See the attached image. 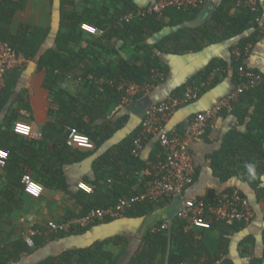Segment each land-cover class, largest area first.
I'll list each match as a JSON object with an SVG mask.
<instances>
[{
    "label": "crops",
    "instance_id": "1",
    "mask_svg": "<svg viewBox=\"0 0 264 264\" xmlns=\"http://www.w3.org/2000/svg\"><path fill=\"white\" fill-rule=\"evenodd\" d=\"M23 1L24 8L17 10L10 19V35H16L21 25L41 30L52 28V32L41 46V53L48 49L55 50L56 19L51 3L48 0ZM132 2L138 9L145 8L151 3L150 0ZM222 2L223 0L210 1L215 9L208 17L201 14L204 7L187 12L181 26H174L171 16L166 14L161 17L166 27L150 38V44L154 45L164 37L172 36L181 29H188L186 36H198L197 43L202 46L198 52L180 55L157 54L159 67L166 68L167 73L163 83L151 89L150 97L154 102L169 98L174 89L186 84L214 60L224 63L227 67V75L215 88L195 102L179 109L167 121L165 124L167 132L176 131L183 126L186 118L209 109L214 102L232 91L234 85L231 79L232 53L241 40L255 32L258 33L256 42L251 45L249 55L244 58L243 63L246 67L264 74V0H259V17L255 28L233 37L229 36L230 31L226 26L230 25V20L239 16L240 10L236 9L232 2L225 4L221 22L218 24L213 19V14ZM199 14L200 19L195 22ZM81 47L84 46L74 44L70 46L75 51ZM121 56L126 57L125 53ZM219 71L216 70L214 74L220 75ZM58 87L65 90L70 97H79L81 88L70 77L59 82ZM80 96L85 97L81 94ZM261 100L264 101V91L244 94L231 113L216 117L206 136L192 143L194 182L181 197L176 196L152 207L144 205L135 208L121 219L107 220L74 233L41 238L40 245H35L34 241L32 247L14 255L7 264H40L47 259H57L67 252L86 250L100 243L105 245L103 250L112 255L115 264H130L144 252L149 254L152 264H165L166 250L164 251L160 237L149 236L151 228L163 224L168 228V221H171L172 231L175 215L181 209L183 201L202 199L232 188L239 190L249 200L254 219L250 224L243 225L239 231L195 229L187 232L194 234L198 244L189 250L192 255L189 260L192 263L184 264H220L224 260L228 264H263L261 260L264 248V153L262 156L249 157L248 162L243 156L240 157L244 151L242 149L244 139L247 137L256 138L261 135L259 138H262L261 144L264 149V105H261ZM134 102L125 108L118 107L128 119L121 129L97 148L91 141L94 145L92 151L70 148L65 153L62 152L59 141L64 131L68 132L69 127L62 123L65 118L63 115L59 122H55L50 116L53 106L51 92L45 87L44 70H38L34 61L20 70L15 79L13 92L12 94L10 92L0 112V148L9 154L6 165L0 167V240L9 241L22 230L29 228H43L48 221L60 222L82 215L85 206L109 207L119 198L131 196L143 189L147 180L146 168H140V163L131 160L128 154L129 147L125 142L127 138L132 139V133L139 125L137 116L139 109L131 108ZM11 112L18 117V122L29 124L34 131L42 135L44 128L49 126L48 133L40 140L13 135ZM83 120L89 123L88 117H84ZM102 122L96 117L90 125L92 133L99 135L97 140L105 133ZM228 136L233 140L232 153L239 156L232 158L231 170L235 174L221 181L219 174L226 172V164L219 172L217 160L214 165L211 157L221 151ZM237 147L241 149L239 152ZM158 152L156 141L153 138L148 140L140 155V162L145 164L154 160ZM242 161L249 163L248 166H253L255 179L251 177L247 164L243 165ZM24 174H28L42 187L40 198L32 199L23 193L21 178ZM79 183L92 187L93 193L88 195L78 190ZM222 237L227 240L226 248L219 245ZM15 244L22 245V242L17 240L12 246L9 245L10 256L15 252L17 246ZM216 254L220 260L212 263Z\"/></svg>",
    "mask_w": 264,
    "mask_h": 264
},
{
    "label": "trees",
    "instance_id": "2",
    "mask_svg": "<svg viewBox=\"0 0 264 264\" xmlns=\"http://www.w3.org/2000/svg\"><path fill=\"white\" fill-rule=\"evenodd\" d=\"M48 1L51 3V7L55 13L54 18L56 19L54 23L55 50L48 49L41 53V46L48 38L49 33L52 32V28L41 30L31 28L27 25H21L16 35H10V19L17 10H22L24 8L23 0H0V40L11 45L16 52L34 61L38 70H44L45 87L51 92V105L53 106V109L50 110V116L54 118L55 122H59L60 117L63 115L65 118L62 120V123L69 128H75L80 134L87 136L94 143L95 148L121 129L128 119L120 109L122 107L121 94L107 87H104L103 90L100 91L95 85V80H112L115 83L123 81L139 85L152 83L151 77L154 71H159L164 76H166L167 73L166 68L159 67L157 54L180 55L198 52L202 49V46H199L197 43L198 36H186L188 29H181L172 36L164 37L159 42L149 46L148 38L159 34L166 25L163 23L161 17L158 18L156 15H149L143 19H134L128 23H121L120 19L122 17L138 10L132 0H103L102 2L97 0ZM76 1L81 2L80 15H78V10L76 9L69 10V7L75 5ZM230 2L234 4V0H223L220 7L213 14V19L218 24L221 22V14L224 5ZM166 14L171 16L174 26H181L184 23L186 13L171 9L165 12L163 16ZM258 17L259 14H251L246 9H240L239 16L234 20H230V25L226 26L230 31L229 36H239L247 30L253 27L255 28ZM98 21L100 22L99 24H97ZM83 23L103 30V35L100 37H93L83 32L80 29ZM257 34L258 33L255 32L251 36L241 40L236 48L243 51L247 46H251L256 42ZM118 42L122 43L119 49L118 46H116ZM71 44L84 47L75 51L70 48ZM122 53H125L126 57H122ZM232 57L231 79L234 83V89L238 82L237 69L239 66L244 65V57L240 60H236L234 55ZM218 69L220 70V75H215L214 73ZM226 70L227 67L224 63L214 60L210 62L205 69L193 76L186 84L174 89L170 97H181L187 88H192L197 90V97L199 98L215 88L222 81L227 75ZM18 73H20V70L8 73L6 76L5 88L0 93V112L7 102L10 92L11 94L13 92L15 79L18 77ZM68 77H70L71 80L81 78V82L79 84L77 83L81 88L79 90V97L77 98L70 97L65 90L58 87L59 82H62ZM89 77H92V79H88ZM258 91H264V86L250 93ZM80 94L85 97H81ZM260 102L261 105H264L263 100ZM84 117L89 118V123L84 122ZM96 117L103 121L101 125L105 130V133L101 135L99 140H97L99 135L92 133V128L90 126ZM17 120L18 117L12 115L11 112L10 121L12 134L14 124L18 122ZM140 124L141 121H139L138 127L133 131L132 139L127 138L125 142L129 147L128 154L131 160L140 163V168H145V164L140 162V157L133 158L130 154L133 148V139L136 138L140 132ZM48 128L49 126L44 128L45 131L43 135L46 136L49 131ZM182 129L183 126L179 127L176 131L181 132ZM43 135L41 133V138ZM259 137H261V135ZM259 137H247L244 139V146L242 149L245 152L242 151L240 157L243 156L247 159V162L249 157L257 155L262 156L264 153L261 144L262 138ZM66 138L67 132L64 131V135L62 134L59 142L61 143L62 152L65 151V153L70 150V148L66 146ZM232 147L233 140L231 136H228L224 141L221 151L211 157L213 163H215L214 165H216L217 160V169L219 172L222 170L224 164H226V172L219 174L221 181H225L235 174V172L231 170L233 167L232 158L239 155L232 153ZM236 149L237 152L241 150L240 147ZM248 149L249 153H247ZM243 162L244 161H242L243 165L247 164L248 166L249 163ZM144 205L152 207L151 204H141L136 208L144 207ZM97 207L98 206H85V212L83 214ZM185 225V222L177 218L174 219L169 264L192 263L189 260V258H192L189 250L194 248L198 242H196L197 239L193 233L185 232ZM241 227H243L242 224L226 225L214 223L210 230L218 229L221 232H226L228 230L239 231ZM166 232L167 230L156 234L149 233L150 237H160L164 245V251L167 248L168 241ZM226 235H229V233H226ZM40 239L41 238L35 239V245H40ZM15 245H17L15 252L14 254L11 253V256L8 251L9 248L0 251V264H7L10 258H13L14 255L20 252L26 251L28 248V246L23 243L22 245ZM219 245L221 248H226L227 240L222 237V239L219 240ZM104 246V244L100 243L86 250L70 251L62 254L57 259H47L40 264H115V259H113L112 255L103 250ZM149 257V254L144 252L130 264H152L151 258ZM219 260L220 257L216 254L212 263ZM261 261L264 264V248ZM220 264H228V262L224 260Z\"/></svg>",
    "mask_w": 264,
    "mask_h": 264
},
{
    "label": "built area",
    "instance_id": "3",
    "mask_svg": "<svg viewBox=\"0 0 264 264\" xmlns=\"http://www.w3.org/2000/svg\"><path fill=\"white\" fill-rule=\"evenodd\" d=\"M150 1V5L129 13L122 17L120 22L128 23L131 20L143 19L149 15H156L159 18L171 9L184 13L192 12L205 7L211 0ZM233 5L238 10L246 9L251 14L259 13V0H234ZM80 29L93 37H100L104 33L103 30L87 23L81 24ZM250 48L251 46H247L243 51L236 49L233 52L236 60L248 56ZM30 62L29 58L16 52L11 45L0 40V93L5 88L7 74L25 69ZM237 78L238 82L230 93L214 102L209 109L186 118L181 132H167L165 124L179 109L198 99L197 90L187 88L181 97H169L160 102L153 101L141 120V129L138 136L133 139V148L130 153L133 158H139L145 143L152 138L156 141L159 149L156 158L145 163L147 180L140 192L122 197L115 204L106 208H92L85 214L66 218L60 222L48 221L43 228L22 230L9 241L0 240V251L9 248V245L12 246L17 240L28 247H32L37 238L74 233L107 220L121 219L141 204L157 205L176 196L181 197L194 182L195 166L191 155L192 143L206 136L216 117L225 112L231 113L241 96L264 86V74L244 65L238 67ZM88 79H92V77ZM164 80L165 76L161 72L154 71L151 77L152 83L139 85L123 81L115 83L112 80L98 79L95 80V85L100 91L104 87L116 90L121 94V106L125 108L135 100L150 96L152 87L155 84L163 83ZM75 82L79 84L81 78H75ZM21 127L25 128L26 133L19 130ZM13 134L31 140L41 139V134L34 131L25 122H16L13 127ZM77 136L85 137L87 143L81 144L76 139ZM65 143L69 148L94 150L91 140L80 134L75 128H68ZM8 158V152L0 148L1 168L6 165ZM21 184L23 193L26 196L32 199L40 198L43 189L28 174L22 176ZM77 189L88 195L93 193L92 187L85 183L77 184ZM175 218L185 222L184 230L189 232L195 229L210 230L214 223L248 225L254 219V212L249 200L239 190L232 188L210 194L202 199L183 201ZM166 230L167 226L163 224L151 228L150 233L156 234Z\"/></svg>",
    "mask_w": 264,
    "mask_h": 264
},
{
    "label": "water",
    "instance_id": "4",
    "mask_svg": "<svg viewBox=\"0 0 264 264\" xmlns=\"http://www.w3.org/2000/svg\"><path fill=\"white\" fill-rule=\"evenodd\" d=\"M214 9H215V6L212 3H209L208 5H206L203 8V10L201 11V14H205L206 17H208L209 15L212 14ZM201 14H199V16H198V18L196 19L195 22L199 21L198 19H200V15ZM152 103H153V100L151 99V97L150 96H146V97H143V98L137 100L131 106V108L137 107L139 109V112L137 113L139 121H141L143 119V117L145 115V112L151 106ZM171 235H172L171 221H168V228H167L168 241H167V248H166L165 264H168V259H169V255H170V251H171Z\"/></svg>",
    "mask_w": 264,
    "mask_h": 264
},
{
    "label": "rangeland",
    "instance_id": "5",
    "mask_svg": "<svg viewBox=\"0 0 264 264\" xmlns=\"http://www.w3.org/2000/svg\"><path fill=\"white\" fill-rule=\"evenodd\" d=\"M97 1H99V2H102L103 0H97ZM77 2V3H76ZM75 2V5H72V6H70L69 7V10H78L77 11V13H78V15H80L81 13V8H80V6H81V2L80 1H76ZM100 22L98 21V23L97 24H99ZM151 38V37H150ZM150 38H148V44H149V46H151L152 44H150V42H151V39ZM74 46H77L76 44H74ZM116 46H118V49L120 48V46H122V43L121 42H118L117 44H116Z\"/></svg>",
    "mask_w": 264,
    "mask_h": 264
},
{
    "label": "clouds",
    "instance_id": "6",
    "mask_svg": "<svg viewBox=\"0 0 264 264\" xmlns=\"http://www.w3.org/2000/svg\"><path fill=\"white\" fill-rule=\"evenodd\" d=\"M93 31H94V29H93ZM19 130H20L21 132H25V133H26V130H25V128H23V127H21ZM76 139H77L78 141H80L81 144H85V143H87L85 137L77 136ZM248 171H249V173L251 174V177H252L253 179H255V178H256V173H255V171H254L253 166H248Z\"/></svg>",
    "mask_w": 264,
    "mask_h": 264
}]
</instances>
